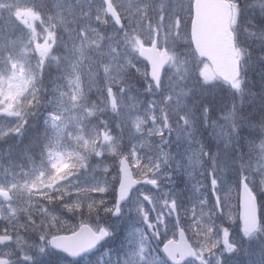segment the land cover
<instances>
[{"label":"rangeland","instance_id":"374dc122","mask_svg":"<svg viewBox=\"0 0 264 264\" xmlns=\"http://www.w3.org/2000/svg\"><path fill=\"white\" fill-rule=\"evenodd\" d=\"M128 1L118 32L101 6L84 8L87 0H0L1 262L167 264L160 245L176 236L173 203L202 264H264V118L248 124L242 115L248 82L217 84L185 53L173 55L158 89L150 85L138 47L170 25L154 0ZM254 3L264 10V0ZM38 119L49 132L32 154L22 141L29 121L44 128ZM159 136L165 142L153 144ZM124 156L157 187L140 186L113 218ZM243 178L261 200L252 236L237 225ZM82 223L113 229L114 253L69 262L49 248L51 237Z\"/></svg>","mask_w":264,"mask_h":264},{"label":"water","instance_id":"95a60500","mask_svg":"<svg viewBox=\"0 0 264 264\" xmlns=\"http://www.w3.org/2000/svg\"><path fill=\"white\" fill-rule=\"evenodd\" d=\"M203 6L200 0L194 5V21L192 24V41L199 56L206 58L212 64L216 75L232 83L238 75V65L235 60L234 38L230 30L231 10L228 4L219 7ZM141 57L147 58L151 65L150 77L157 83L164 61L159 62L156 57H146L140 49ZM137 184L133 180L127 164L121 163V183L118 188L119 200L128 196L132 187ZM239 219L246 233L254 232L259 226L257 201L245 182L240 189ZM60 237L51 239V246L60 247ZM184 239L180 238V241ZM185 242V241H183ZM185 255L190 256L189 250Z\"/></svg>","mask_w":264,"mask_h":264},{"label":"trees","instance_id":"16d2710c","mask_svg":"<svg viewBox=\"0 0 264 264\" xmlns=\"http://www.w3.org/2000/svg\"><path fill=\"white\" fill-rule=\"evenodd\" d=\"M250 5L252 6V8H250L249 11L246 12L245 16L244 14H242V16L237 22L238 27L236 29L238 30L240 35L243 33L245 36V40L248 41L250 44L254 45L256 49L262 48L263 53L261 54V56L260 53H258L257 60L259 62V65L261 64V66L264 68V62H262L263 59L262 55H264V32L261 29V26L264 24V10H261L260 7L256 6L254 1L251 2ZM249 76L251 77V83H252L251 86L252 94L250 96L253 97L258 95L260 99V102L255 101L253 103H249L250 97L247 98L244 101L245 105L243 110L241 109L242 115H244L247 121L251 124V120H253V118L256 116H258V118H264V96H262V92L264 91V70H259L258 66H253L252 70L249 71ZM45 95L52 100V97L49 93L48 94L45 93ZM226 98L229 97L227 96ZM230 101L231 99L228 100V102ZM215 103L217 102L216 101L213 102V104ZM213 104L211 105L213 106ZM205 105L208 108H210L205 102L201 105V107L203 108L205 107ZM211 113L212 115H214L213 110H211ZM34 127L35 129L31 130L30 135L28 136L27 134L25 139H23L22 141V145H27L26 147L31 148L32 154H34L33 152L36 150L37 143L40 144L46 138V132L44 128L38 125Z\"/></svg>","mask_w":264,"mask_h":264},{"label":"flooded vegetation","instance_id":"af4514ba","mask_svg":"<svg viewBox=\"0 0 264 264\" xmlns=\"http://www.w3.org/2000/svg\"><path fill=\"white\" fill-rule=\"evenodd\" d=\"M156 2L155 5L158 6H162L165 8H173V10L175 9L176 12L174 13H180L181 14V26L182 28L186 27V22H187V15L184 13L185 11V5H186V0H183L181 5H178L177 0H154ZM112 3L116 4L119 8H125L128 4L125 3L123 0H112ZM100 6L102 8H104L103 5V1L102 0H87V3L84 4V8L88 7L90 9H92L94 12L97 10V8H100ZM177 24H179L180 22L177 20L176 21Z\"/></svg>","mask_w":264,"mask_h":264}]
</instances>
